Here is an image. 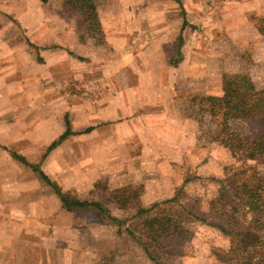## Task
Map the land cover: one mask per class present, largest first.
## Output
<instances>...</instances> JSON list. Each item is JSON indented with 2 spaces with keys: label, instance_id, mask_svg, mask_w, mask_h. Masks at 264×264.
I'll list each match as a JSON object with an SVG mask.
<instances>
[{
  "label": "rangeland",
  "instance_id": "obj_1",
  "mask_svg": "<svg viewBox=\"0 0 264 264\" xmlns=\"http://www.w3.org/2000/svg\"><path fill=\"white\" fill-rule=\"evenodd\" d=\"M60 1L26 0L35 5L18 16L10 4L24 0H0L7 11L0 12V29L7 25L3 31L22 41L16 23L43 20L44 3L52 20L67 24L73 34L67 54L51 66L55 76L61 70L66 91L76 86L83 99L68 94L53 110L47 102L53 93H43L36 109L49 120L34 117L35 135L19 139L18 148L40 160L63 113L85 129L97 121L87 113L104 109L92 101L111 86L114 129L99 138L85 132L70 138L46 162L68 197L98 201L109 214L93 206L67 211L47 186L21 179L24 211L0 225V244L11 245L1 253L6 264H154L125 230L137 229V210L153 204L152 213L172 215L181 225L180 235L165 239L169 252L159 255L161 264H228L230 237L207 224L215 221L213 202L226 175L246 164L247 173L264 177V162L234 157L219 141L210 108L232 92L234 74L264 88V0H181L189 23L183 29L181 7L171 0H79L95 5L101 23L95 32L73 11L57 8ZM233 123L242 133L264 136V116Z\"/></svg>",
  "mask_w": 264,
  "mask_h": 264
},
{
  "label": "crops",
  "instance_id": "obj_2",
  "mask_svg": "<svg viewBox=\"0 0 264 264\" xmlns=\"http://www.w3.org/2000/svg\"><path fill=\"white\" fill-rule=\"evenodd\" d=\"M34 5V3H27L26 0H24L20 5H16L15 3L10 4L9 10H12L15 12V15L19 16L24 13H31V9H33L32 7ZM43 5L46 6L45 3ZM44 6H42L44 9V12L42 9L43 20L33 21L31 19L27 20L24 24L20 21L16 23L18 29H23V41L16 36H12L9 31L5 33L2 28L7 25H2L0 29V225L4 220L9 221L11 219H16L18 217V212L24 211L23 206L20 207V205H18L20 193L19 182L21 179H26L28 176L32 178V182L47 186V190L51 191L48 193L56 197L57 202L64 208L54 191L44 183L34 171L16 159L12 155V152L24 156L29 162L38 163L44 173L48 175L52 181L56 182L65 194L64 184L59 181V178L57 181L53 177L54 173L51 171L52 169L48 167V163H46L50 161L51 153L61 148L70 138L85 133H90L93 138H99L104 132L108 134L109 131L114 129L112 127L113 124H118L116 119L114 120L116 115H114L113 107L115 101L113 88L107 85L108 87H105L106 96L92 101V105L100 104L104 109H91L90 113H87V115L89 114V120H91L90 117H93L95 114L99 115H96L97 121L88 124V127L78 131V129L72 125L73 122L72 120L70 121V117L64 112L61 119V128L42 145L43 147L45 146V150L40 160H31L29 156L31 152L28 150L23 151L18 148L21 144L19 139H28L31 137L29 133L35 135L33 129V124L35 122L34 117L36 118V116L38 117V115H41L43 119L45 118V123L49 120V117H46L48 114H46V111L44 114H41L36 109L39 107L38 103L44 100L43 93L49 91L53 93V96L47 99L49 107L53 110L61 104L66 103L68 94H71L73 98L82 100L81 104H83L82 97H79L81 95L76 94L75 96V92L79 93L77 87L75 86L73 89H69L70 92H67L66 88H68V85L63 83L66 82V79L60 76L61 70H58L59 76H55V70H52L51 66L53 64V68L56 69V66H54L56 59L60 58L58 60V65L61 64V59H65L67 54L65 47L69 38L73 37V34L67 32V24H62L60 21L57 23L56 19L52 20V15H50L49 12L51 8H48L47 14ZM56 7L62 10L61 1ZM2 11L7 12L3 7H0V12ZM51 78H53L54 83L50 82L49 79ZM39 92L40 94H36ZM109 104H112V106ZM68 127L70 129V134L62 140L60 144L47 151L51 142L56 140ZM33 140L34 137L32 141ZM27 152L29 153L27 154ZM25 183L26 182L23 184L24 186L27 185ZM33 202L32 200V203ZM0 234H2L1 227ZM10 248L11 245L4 247L0 244V264L8 263L4 258L5 256L1 253L6 250L9 252ZM41 264H43V262H41Z\"/></svg>",
  "mask_w": 264,
  "mask_h": 264
},
{
  "label": "trees",
  "instance_id": "obj_3",
  "mask_svg": "<svg viewBox=\"0 0 264 264\" xmlns=\"http://www.w3.org/2000/svg\"><path fill=\"white\" fill-rule=\"evenodd\" d=\"M46 2L47 0H41ZM181 7L183 29L188 25L181 0H171ZM79 0H61L64 11H73L78 20L89 30L100 31V19L92 2ZM176 65L177 61H170ZM233 89L230 94L224 93L218 104L210 108L217 118L219 141L228 147L234 157L239 160H261L264 162V136L261 134H245L235 129L234 121H251L264 116V88L257 89L247 74H234L230 77ZM217 100V99H216ZM68 122V121H67ZM70 134L69 127L51 144L47 151L60 144ZM12 155L28 166L46 183L58 196L62 206L68 210L93 206L104 213L109 211L98 201L80 200L65 195L56 182L44 173L38 163L26 160L22 155L12 152ZM246 164L240 169H234L226 175V181L219 188L218 199L213 203L215 221L206 217L194 215L196 220L213 226L221 233L230 237L231 246L228 254V264H264V177H255L247 173ZM248 174V175H247ZM186 180V179H185ZM173 199H169L171 201ZM156 204L149 208H140L136 216H140L139 227H126V232L140 244L146 255L154 262L161 264L160 254L169 252L165 239L181 234L178 218L172 215L154 214ZM120 225L123 220L108 215ZM211 218V217H210ZM165 248V249H164ZM163 249V250H162Z\"/></svg>",
  "mask_w": 264,
  "mask_h": 264
}]
</instances>
